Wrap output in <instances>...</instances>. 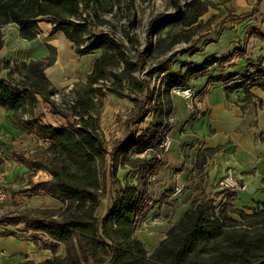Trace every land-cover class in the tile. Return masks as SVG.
Instances as JSON below:
<instances>
[{
	"label": "trees",
	"instance_id": "trees-1",
	"mask_svg": "<svg viewBox=\"0 0 264 264\" xmlns=\"http://www.w3.org/2000/svg\"><path fill=\"white\" fill-rule=\"evenodd\" d=\"M110 1L111 7L104 13L111 14L113 5L118 4V0ZM171 1L177 4V0ZM99 4V0H0V51L5 26L16 25L19 37L30 42L40 34L38 23L42 20L52 26V33H62L77 56L101 51L85 83L70 91L74 97L66 109L54 100L57 90L45 73L54 64L53 58L26 62L0 57V108L11 113L21 132L45 143V147L36 146L28 158L23 153L12 154L29 169L30 180L39 171L48 177L45 182L38 179L41 183L35 185L29 181L32 191L46 193L60 203L56 209L25 210L3 217L0 224H23L52 242L44 248L53 257L39 264H264V200L247 214L237 209L230 212L227 207L217 212L206 200L194 199L150 254L135 236L136 226L146 214L147 185H121L115 171L118 165L156 170V157L148 150L163 151L161 145L171 127L168 94L173 88H187L189 81L179 75L170 78L169 89L151 111L149 127L136 129L127 139L107 147L99 123V100L106 93L136 102L134 124H142L150 111L124 93V83L130 90L136 87L139 93L146 91L145 82L133 75L140 63L129 60L124 46L108 34L92 33L93 27L101 25L96 22ZM170 18L175 16L158 17L152 25ZM209 65L197 67L196 73ZM258 76L264 78V67L259 68ZM229 77L212 80L221 82ZM42 104L48 106L51 115L72 121L60 127L42 123L36 113ZM140 131L143 133L138 135ZM144 153L151 156L142 157ZM106 161L112 169L114 189L110 208L100 219L97 213L105 195L102 167ZM58 246L62 256L57 255Z\"/></svg>",
	"mask_w": 264,
	"mask_h": 264
},
{
	"label": "rangeland",
	"instance_id": "rangeland-1",
	"mask_svg": "<svg viewBox=\"0 0 264 264\" xmlns=\"http://www.w3.org/2000/svg\"><path fill=\"white\" fill-rule=\"evenodd\" d=\"M244 1L247 2V8L238 10L239 7L235 9L229 4L230 0H177V4L171 0H118V4L112 7V13L107 14L104 11L110 9L111 1L99 0V20L96 22L101 23V25L93 27L92 33L103 32L108 34L124 46V54L129 60H137L140 63L139 70L133 75L137 81L145 82L146 91L139 93L136 87L130 90L128 85L124 83V93L130 95L131 99H136L145 109L150 111L142 124H134L133 115L137 110L136 102L106 93L99 100V123L107 147H112L114 141L127 139L136 129L143 130L149 127L153 118L151 111L162 101L164 92L168 88V80L176 75L188 79L187 88L191 87L190 90L195 95L205 79L210 81L221 78L223 80L227 75L222 73L231 71L228 75H232H229L227 80L235 78L234 81H238L235 88L243 87L241 99H243L242 102H246L244 106L252 98H255L253 94L245 91L254 88L252 86V83L256 82L254 79L261 80L258 73L259 68L264 67V53L261 54L263 58L258 54H253V52L248 53L252 46L257 45L250 40L253 29L251 25L253 24H250L249 20L251 15L256 12L257 5L256 0ZM250 1L253 2L250 3ZM242 11H246V13L240 14ZM161 15L164 17L175 16V18L164 19L163 22L154 27L153 21L158 17L164 18ZM41 29L37 41L23 42L17 39L11 29L5 31L3 28L4 40L10 41L7 44L10 49L13 47L11 55L19 60L52 58L55 60L54 64L45 70V73L57 90L53 96L54 100L61 109H66L74 97L70 91L74 86L80 88L85 83L86 77L90 74L94 61L101 55V51L83 57L77 56L73 51L72 44L64 38L62 33H52L51 27L45 20L41 24ZM182 39L189 41L183 42ZM175 41L181 42L172 45ZM203 64L210 65L203 72L196 73L197 67ZM191 82L198 85V88L193 84L190 86ZM256 88L264 92L263 84ZM202 90L203 88L200 89V93ZM168 97L172 103L169 116L171 127L166 137L168 142L163 148L161 147L163 151L161 152L159 148L154 150L153 155L157 161L156 170L152 172L140 171L131 165H118L115 171V179L121 185L132 183L140 186L141 183H146L147 202L144 204L146 214H148L151 204L154 206L158 204L160 208L162 206L170 207V211L173 210L174 212L177 207L186 204L191 198L192 191L196 190L201 192L196 193L191 201L204 199L217 212L227 207L230 212L232 209H237L250 214V209H255L264 200V173L260 175V182L254 181L247 184L246 190L241 195L220 187L219 182L225 175L218 181H209L208 170L203 167L207 160L211 159V152L197 148L199 140L192 136L194 132L190 128V122L197 117V114L192 110L193 107L189 108L186 105L181 107L178 104L175 115L173 113V99L178 98L171 95L170 92ZM262 104H264V100L256 99V105L261 107ZM183 108L192 115L186 121L180 120L181 117H179ZM36 113L41 115L42 123L54 127L65 126L68 121H72L66 116L51 115L48 106L44 104L38 107ZM176 119L180 121L176 122ZM255 131L256 143L254 144L260 149L256 156L257 159H264L263 132L258 127L255 128ZM142 133L140 131L138 135ZM175 140L179 145V152L177 153L172 145ZM38 145L45 147V143L28 141L26 155H30ZM228 145L225 144L217 148L222 153V158H226L224 159V172L230 168L236 178L237 175L240 177L254 175L256 171H251V167L256 158L254 156L240 157L238 159L240 169H237L232 166L233 159L227 148ZM173 151L174 153H172ZM158 154L160 160L157 159ZM226 154L228 156H225ZM143 156L150 157L151 155L146 153ZM261 168L264 171V162ZM243 169L248 172H242ZM29 174L30 171L27 169L22 177L16 178L15 182L23 184V186L27 185ZM102 175L105 183V195L97 213L100 219L106 215L110 208L114 189L112 169L108 161L102 167ZM38 179L45 181L46 177L39 171L33 181H38ZM206 189L207 191H205ZM6 195L7 202L11 200L13 210L8 209L5 214H18L20 212L18 207L22 204L12 202L17 201L13 195L9 193ZM247 195H251L253 198L248 200L246 199ZM24 198H27L29 202L27 204L30 205L29 210L56 209L60 206L58 201L40 193L24 196ZM159 215L150 217L152 222H159ZM231 217L237 219L235 214H231ZM140 223L137 224L136 230L139 229Z\"/></svg>",
	"mask_w": 264,
	"mask_h": 264
},
{
	"label": "crops",
	"instance_id": "crops-1",
	"mask_svg": "<svg viewBox=\"0 0 264 264\" xmlns=\"http://www.w3.org/2000/svg\"><path fill=\"white\" fill-rule=\"evenodd\" d=\"M252 2L253 1H250V3ZM255 2L257 5V10L251 15L249 20L250 24H253L251 25L253 29L251 31L250 40H252V42L257 45L255 47L252 46L248 53L253 52V54H258V56H261V54L264 53V0H256ZM229 4L235 9L236 7H239L237 8L238 10L247 8V2L244 0H230ZM244 12L246 13V11H242L240 14H244ZM43 21L44 20L38 23L40 34L42 31L41 24H43ZM47 24L51 27L52 31V26L49 23ZM9 29L13 31L12 33L15 34L17 39L20 41L29 42L19 37V28L16 25L9 24L4 27L5 31ZM40 34L33 41H37L40 37ZM9 42L10 41L7 39L6 41L4 40V47L0 51V57L11 61L19 60L18 58L11 55L13 47L10 49V46L7 44ZM261 58H263V56H261ZM216 59L218 60L219 58ZM21 61L25 60L21 59ZM228 73H231V71H227L222 74L228 75ZM206 80L207 79L204 80L199 88L198 85L193 84L192 82L190 83V86L193 84V86L198 88L192 101V110H194L195 114H197V117L190 122V128L194 132L192 133V136L199 140V146L197 147L198 149L211 152V159L207 160V163L203 168L208 170L207 176L209 181H218L220 178H222L225 175L224 159L226 158H222V153L219 152L217 148L222 147L225 144H229L227 148L231 158L233 159L232 166H235V168L240 169V164L238 165V159L240 157L254 156L256 158V161L251 167V171H256L254 175L250 177H240V175H237V178H239L238 180L244 183L247 188V184L250 182H260V175L264 173L263 168H261L264 159H257L256 155L260 149L254 144L256 143V127H258L259 130L263 132L264 137V104H262L261 107L256 105V99L264 100V92H261L256 88L262 84L264 85V78L261 80H258V78L254 79L256 81L255 83H252L254 88L245 91L250 92L255 97L252 98L250 102L246 104V106H244L246 102H242L243 99H241L243 96V87L235 88L237 84L236 82H238L234 81L235 78L226 80L223 83L220 81H214L212 79L210 81ZM201 88H203V90L200 93ZM177 98L178 99H173V113L175 115L176 106L178 104L181 107L186 105V101L184 99L181 97ZM184 110L185 109L183 108V111L179 114V117H181L180 120L186 121L192 115H190V112L187 111V109L185 111ZM180 120L176 119V122ZM28 141H36V139L33 136L21 132L14 125L11 113L0 108V176L3 179V187L7 193L13 195V198L17 200L12 202L22 204L18 207L20 212L29 210L28 207H30V205H27L29 202L27 201V198H24V196H31L36 193L47 195L43 192L32 191L29 182L25 186L15 182L16 178L20 176L22 177L28 168L22 162L17 160L12 153L14 151L23 153L25 157L28 158L29 155L27 156L25 153L26 148H28ZM172 145L174 146V151L176 153L179 152V145L176 140ZM174 151L172 153H174ZM225 156H228V154ZM242 172L248 171L243 169ZM30 175L31 172L28 177H30ZM44 176L46 179H48L46 175ZM33 178H31V180L29 179L33 185L41 183L33 181ZM30 191L32 193H29ZM205 191H207V189ZM200 192V190H196L194 192L192 191L189 201L186 204H182V206L177 207L174 212L173 210L170 211V207L167 206H162L160 208L158 204L157 206H154L153 204L150 205L148 214H146L143 221L140 223L139 229L135 230V236L142 241L148 254H150L157 247L159 242L166 237L169 229L177 225L185 212L189 209V205L192 202L191 199L196 193ZM234 193L241 195L243 192ZM250 198L253 197L251 195H247L246 199L249 200ZM10 202L11 200H8L5 205L0 207V219L3 217H13L16 215L5 214L6 210L12 209ZM158 214H160V221L152 222L150 217H156ZM44 245H52V242L42 233L29 231L23 226V224H0V264L42 263L43 261L53 257L51 251L45 249ZM57 249V255L62 256V247L58 246Z\"/></svg>",
	"mask_w": 264,
	"mask_h": 264
},
{
	"label": "built area",
	"instance_id": "built-area-1",
	"mask_svg": "<svg viewBox=\"0 0 264 264\" xmlns=\"http://www.w3.org/2000/svg\"><path fill=\"white\" fill-rule=\"evenodd\" d=\"M170 93H171V95L181 97L182 99H184L186 101L187 107H189V108L192 107L191 105H192V101H193L195 95H194L193 91H191L190 89H188V88H184V89L173 88ZM167 142H168V140H167V138H165L161 147H164V145L167 144ZM148 151L154 153V151H152V149H150ZM159 157L160 156L158 154L157 155L158 160H160ZM153 163L155 164V161ZM219 185L222 189L230 191V192H243L246 189V185L236 178V176L234 175V172L230 168L227 169V171L225 172V176L219 182ZM6 194H7L6 190L3 187V179L0 176V207H2L5 203H7V195Z\"/></svg>",
	"mask_w": 264,
	"mask_h": 264
}]
</instances>
